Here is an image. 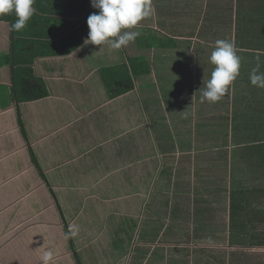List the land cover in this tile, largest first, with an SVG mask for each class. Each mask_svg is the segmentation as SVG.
Masks as SVG:
<instances>
[{
  "label": "crops",
  "instance_id": "0c3cea01",
  "mask_svg": "<svg viewBox=\"0 0 264 264\" xmlns=\"http://www.w3.org/2000/svg\"><path fill=\"white\" fill-rule=\"evenodd\" d=\"M152 4L119 50L73 45L91 3L35 0L19 33L0 20V264H42L46 249L50 264H264V88L249 78L264 0ZM237 27L240 74L201 102L215 41ZM16 57L46 96H17ZM117 79L131 87L112 96Z\"/></svg>",
  "mask_w": 264,
  "mask_h": 264
},
{
  "label": "clouds",
  "instance_id": "9594fccd",
  "mask_svg": "<svg viewBox=\"0 0 264 264\" xmlns=\"http://www.w3.org/2000/svg\"><path fill=\"white\" fill-rule=\"evenodd\" d=\"M35 0H0V16L14 14L16 19L11 23L9 31L18 32L25 28L28 21L35 14L33 7ZM91 6L98 9L87 18L89 27L85 44L102 46L107 43L113 50H119L134 42L139 31H131L145 18L151 16L155 9L152 0H91ZM129 29V31H124ZM257 53V63L250 73V83L258 88H264V71H261L260 56ZM214 69L207 80L201 94V102L209 103L220 101L229 91L234 81L240 74L241 57L235 41L218 39L209 57ZM75 226H70L67 236L75 234ZM54 254L51 250H44L41 256L42 264H50Z\"/></svg>",
  "mask_w": 264,
  "mask_h": 264
},
{
  "label": "trees",
  "instance_id": "16d2710c",
  "mask_svg": "<svg viewBox=\"0 0 264 264\" xmlns=\"http://www.w3.org/2000/svg\"><path fill=\"white\" fill-rule=\"evenodd\" d=\"M66 1H68V4H69L67 8H89V5L91 3V0H66ZM90 8H93V7H90ZM15 19L16 17L13 14L0 16V20L14 22ZM240 22H245V21L243 19L241 20V18H239L238 16L237 23H240ZM81 31H82V35L79 37L78 41L75 40L73 45H77L82 40L83 35H88L89 33V30L85 26L82 28ZM240 33H241V30L239 27H237V30L235 33V40H234L236 46L241 43ZM32 47H33L32 42L23 41L20 47V50L25 52L27 50H30V48ZM44 52H47V51H44ZM3 56L5 57L4 59L2 58ZM3 56L0 55V66L11 63L12 58L10 57L9 54L4 53ZM15 60H16V64L18 65V67H16L15 69L16 77L19 76L16 82L17 96L22 100H35V99L46 96L48 94L46 84L41 77L37 76L34 73L33 68L30 65L32 60L25 59V60L19 61L17 57ZM106 85L108 86L109 93L112 96L125 92L131 87V85L127 81L122 80V79L107 80ZM252 243L258 244L259 240L253 239Z\"/></svg>",
  "mask_w": 264,
  "mask_h": 264
},
{
  "label": "rangeland",
  "instance_id": "374dc122",
  "mask_svg": "<svg viewBox=\"0 0 264 264\" xmlns=\"http://www.w3.org/2000/svg\"><path fill=\"white\" fill-rule=\"evenodd\" d=\"M180 8H182V5H180ZM186 9H188V10H190V8H187V7H185ZM210 8V7H209ZM178 9V8H177ZM209 10H211V9H209ZM179 14V13H178ZM209 27H211V25L209 26ZM259 35V32H253V36H258ZM256 259H257V257L255 258V263L254 264H256Z\"/></svg>",
  "mask_w": 264,
  "mask_h": 264
}]
</instances>
